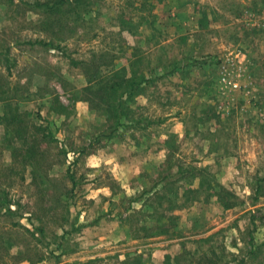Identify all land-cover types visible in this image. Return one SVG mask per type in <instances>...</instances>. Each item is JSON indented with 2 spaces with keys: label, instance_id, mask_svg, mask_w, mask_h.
I'll return each mask as SVG.
<instances>
[{
  "label": "rangeland",
  "instance_id": "obj_1",
  "mask_svg": "<svg viewBox=\"0 0 264 264\" xmlns=\"http://www.w3.org/2000/svg\"><path fill=\"white\" fill-rule=\"evenodd\" d=\"M58 1L0 0V264H264V0Z\"/></svg>",
  "mask_w": 264,
  "mask_h": 264
},
{
  "label": "trees",
  "instance_id": "obj_2",
  "mask_svg": "<svg viewBox=\"0 0 264 264\" xmlns=\"http://www.w3.org/2000/svg\"><path fill=\"white\" fill-rule=\"evenodd\" d=\"M67 1L68 0H59L58 2H59V4L60 3L63 4L64 2H67ZM94 68L97 69V66L95 65ZM130 86H131V84H130ZM84 89L90 95H94V96L97 95L98 93H100V91H101V88H99L98 90H95V89L91 88V86H86ZM100 100L104 101V102L106 101V100H104L102 98H100ZM87 101H88V103H89L91 108H93V109H98L99 108L100 103L97 100H92V98H87ZM117 107L119 109H121V102L118 103ZM116 119H117V121H119V117L118 116H116ZM8 209H9V207H8ZM40 230L42 231V229H40Z\"/></svg>",
  "mask_w": 264,
  "mask_h": 264
}]
</instances>
